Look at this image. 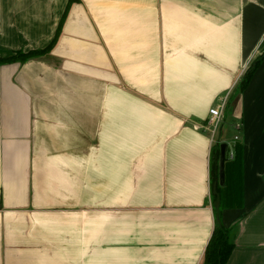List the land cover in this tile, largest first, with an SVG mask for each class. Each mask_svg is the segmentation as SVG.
I'll list each match as a JSON object with an SVG mask.
<instances>
[{"label": "crops", "instance_id": "obj_1", "mask_svg": "<svg viewBox=\"0 0 264 264\" xmlns=\"http://www.w3.org/2000/svg\"><path fill=\"white\" fill-rule=\"evenodd\" d=\"M68 2L0 0V58L47 46ZM263 52L264 0L72 2L48 53L0 64V264H202L234 136L225 264H264V59L238 92ZM225 95L232 141L195 128Z\"/></svg>", "mask_w": 264, "mask_h": 264}, {"label": "trees", "instance_id": "obj_2", "mask_svg": "<svg viewBox=\"0 0 264 264\" xmlns=\"http://www.w3.org/2000/svg\"><path fill=\"white\" fill-rule=\"evenodd\" d=\"M75 0H69L67 8L56 30L54 38L42 49H32L26 52L16 51L12 55L0 58V64L20 62L39 57L48 53L54 46L63 18L70 4ZM264 59V52L256 57L245 69L238 85V92L243 91L249 84L252 75ZM220 141L212 144L209 157V188L210 203L214 213V225L211 236L204 249L202 264H225L234 248L230 240L231 231L221 221V212L225 208H236L242 205V145L234 141L233 145L226 147V161L224 164V184L219 182V145ZM232 151V157H229Z\"/></svg>", "mask_w": 264, "mask_h": 264}, {"label": "built area", "instance_id": "obj_3", "mask_svg": "<svg viewBox=\"0 0 264 264\" xmlns=\"http://www.w3.org/2000/svg\"><path fill=\"white\" fill-rule=\"evenodd\" d=\"M227 99L228 97L226 95L219 97L217 103L209 109V117L207 118L206 122L202 123V125H196L195 128H205L210 131L211 137H213L218 125L223 121L224 111L227 106ZM239 126V124H236L235 128L238 129ZM235 140H237V136H234V141ZM229 157H232V151L230 152Z\"/></svg>", "mask_w": 264, "mask_h": 264}, {"label": "rangeland", "instance_id": "obj_4", "mask_svg": "<svg viewBox=\"0 0 264 264\" xmlns=\"http://www.w3.org/2000/svg\"><path fill=\"white\" fill-rule=\"evenodd\" d=\"M229 111L230 110L227 111L228 119H226L224 122L222 121L221 124L218 125L217 130H216L215 134L213 135V137L216 136L215 138H218V136L220 135L219 133H223L224 134V140H228V141L233 140V134H234V132H237L238 130L235 128V126H231V124H230L232 121V118H231ZM229 115H230V117H229ZM202 129L208 131L205 128H202ZM208 132L210 133V131H208Z\"/></svg>", "mask_w": 264, "mask_h": 264}, {"label": "water", "instance_id": "obj_5", "mask_svg": "<svg viewBox=\"0 0 264 264\" xmlns=\"http://www.w3.org/2000/svg\"><path fill=\"white\" fill-rule=\"evenodd\" d=\"M226 143L221 142L219 145V182L220 185L224 184L225 179V171H224V164L226 161Z\"/></svg>", "mask_w": 264, "mask_h": 264}]
</instances>
